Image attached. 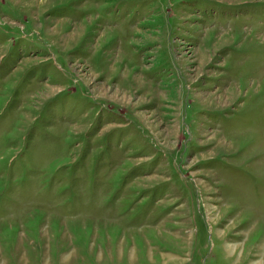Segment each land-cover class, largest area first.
Instances as JSON below:
<instances>
[{
    "label": "rangeland",
    "instance_id": "1",
    "mask_svg": "<svg viewBox=\"0 0 264 264\" xmlns=\"http://www.w3.org/2000/svg\"><path fill=\"white\" fill-rule=\"evenodd\" d=\"M0 264H264V0H0Z\"/></svg>",
    "mask_w": 264,
    "mask_h": 264
}]
</instances>
